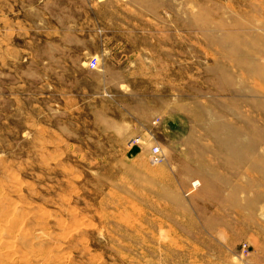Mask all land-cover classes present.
I'll return each mask as SVG.
<instances>
[{
	"label": "rangeland",
	"instance_id": "1",
	"mask_svg": "<svg viewBox=\"0 0 264 264\" xmlns=\"http://www.w3.org/2000/svg\"><path fill=\"white\" fill-rule=\"evenodd\" d=\"M0 264H264V0H0Z\"/></svg>",
	"mask_w": 264,
	"mask_h": 264
},
{
	"label": "built area",
	"instance_id": "2",
	"mask_svg": "<svg viewBox=\"0 0 264 264\" xmlns=\"http://www.w3.org/2000/svg\"><path fill=\"white\" fill-rule=\"evenodd\" d=\"M96 63H97V58H94V57L91 58L90 65L92 67H95L96 66ZM152 153L154 154L153 155V160L155 162H159L160 160H162L161 155H160V148H159V146H154L153 147V150H152Z\"/></svg>",
	"mask_w": 264,
	"mask_h": 264
}]
</instances>
